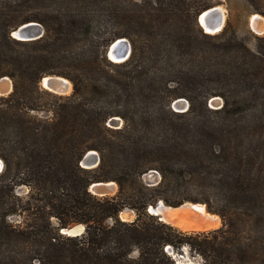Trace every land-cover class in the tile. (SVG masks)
<instances>
[{
    "label": "trees",
    "instance_id": "trees-1",
    "mask_svg": "<svg viewBox=\"0 0 264 264\" xmlns=\"http://www.w3.org/2000/svg\"><path fill=\"white\" fill-rule=\"evenodd\" d=\"M137 6L0 0V77L13 81L0 102V264H180L185 248L204 264H264V113H235L233 94L260 87L262 57L227 29L204 32L199 7ZM110 18L118 21L108 31ZM31 21L44 26L41 38L11 36ZM120 37L132 52L117 63L107 52ZM46 75L68 78L72 94L43 89ZM213 96L220 109L209 107ZM183 97L190 108L179 113L172 103ZM41 109L53 113H33ZM90 150L101 161L87 169ZM151 170L161 175L155 185L143 179ZM110 180L115 195L89 190ZM159 200L205 203L223 224L183 231L148 212ZM124 208L137 218L122 220ZM75 224L85 232L61 233Z\"/></svg>",
    "mask_w": 264,
    "mask_h": 264
},
{
    "label": "rangeland",
    "instance_id": "rangeland-1",
    "mask_svg": "<svg viewBox=\"0 0 264 264\" xmlns=\"http://www.w3.org/2000/svg\"><path fill=\"white\" fill-rule=\"evenodd\" d=\"M118 1H121L123 4H126L128 6L127 8L129 11H131V12L137 11L138 12L140 10V7L137 6V3L143 2L144 4H149V3L153 2L154 0H118ZM158 1H160L164 5H168V4L179 5L181 8L189 9V11H191V9L197 8V7H199L201 9V12L207 8L215 7V6H218L219 8L220 7L223 8L224 13H225V22H224V27L220 32H222L224 29H227L229 31V33H228L229 36L230 35L232 36L234 33H236V35L238 36V39L241 40L242 42H244V44L246 45V47L249 50H251L254 53L259 54L262 57V61H260V62H262L263 67H264V40H263L264 39V31L257 32L255 30H253V28L251 26V19L253 18V16H255L257 14L261 16V20H262L261 23H262V25H264V0H158ZM198 16H197V18H198ZM119 20H120V18H119ZM117 21L118 20H115V21L112 20V18L109 19L108 25H107L108 31L110 29H113L114 27H116ZM192 21H193V17H189L188 18V23H189L188 25L190 26V28L193 31L194 30V28H193L194 24ZM198 24L204 30V28L200 25L199 21H198ZM131 28H132V26H131ZM130 30H132V29H130ZM204 32H206V31L204 30ZM220 32H218V33H220ZM216 33H214V34H216ZM124 38H126V37H124ZM243 58L244 57H241V60ZM248 58H250V57L248 56ZM246 60L247 59H245V61ZM10 85H11V81H10ZM40 86L43 89L48 90L47 88H45L42 85L41 81H40ZM256 86L257 87L260 86V87H258L257 90L252 89V91H253L252 94H247L246 91H244L243 87L241 89H239V91H236V90L233 91L234 98H236L237 102H238L237 104L234 105L235 113H240L241 114L240 116L244 117V115H247L248 113H254L255 107L257 105L259 107V113H264V104H263L264 103V73L259 75L258 83ZM73 89H74L73 84L71 82V88L68 91H65L66 93L56 94L52 91L51 92L56 94V95L67 96V95L72 94ZM48 91H50V90H48ZM7 95L8 94H1L0 93V102L2 101V96H7ZM216 97H218L219 100H216L213 103V105H211L209 103V107L212 109H220L224 104V99L222 97H220V96H216ZM184 99L186 100V103L189 105V108H190V102L186 98H184ZM42 101H48V98L43 97ZM158 103H159V99H158ZM160 112L163 113L162 109H160ZM184 112H186V111H184ZM33 113L40 116V117H48V116H51V113H53V112L48 111L46 109H41L38 111H34ZM179 113H181V112H179ZM197 113H212V112L205 111L201 107H199L197 109ZM121 123H122V121H120V120L110 121L111 126L115 127V128L119 127L121 125ZM261 123H264V116L262 118ZM263 128H264V124H263ZM0 159H2V158L0 157ZM152 171H155V170H152ZM147 173H145V174H147ZM145 174L143 175L144 180H145ZM159 176L161 177V175L159 173L154 174L151 179L153 181H155L159 178ZM28 190H29L28 187H23L20 190V194L26 195ZM117 192H118V189H117ZM200 203H202V202H200ZM203 204H205V203H203ZM206 208H207V206H206ZM210 213L214 214V215H218V214L213 213V212H210ZM218 216L220 217L219 223L210 229L219 228L222 226V224H223L222 218L220 215H218ZM177 259H178V262L180 264H187V263H189V264H200V263H203L200 257H198L197 255L191 254L187 248H185L183 250V254H178Z\"/></svg>",
    "mask_w": 264,
    "mask_h": 264
},
{
    "label": "water",
    "instance_id": "water-1",
    "mask_svg": "<svg viewBox=\"0 0 264 264\" xmlns=\"http://www.w3.org/2000/svg\"><path fill=\"white\" fill-rule=\"evenodd\" d=\"M198 21L205 31L207 30L206 27H209L216 32H220L224 27V23L222 20V11L218 6L210 7L200 12L198 16ZM44 34H45L44 26L41 23L35 22V21L24 23L14 28L11 31V36L21 41L36 40V39L41 38ZM211 34H214V33H211ZM131 52H132V47L128 39L124 37H120V38H117L114 42H112V44L108 48L107 53H108L109 58L112 61L119 63V62L126 61L130 57ZM45 77L48 78L47 81H44ZM64 78L65 77L59 76V75H46L42 78L41 83L45 88H47L48 90L56 94H64L66 93L64 90V84L66 82ZM4 79H9L11 81V88L9 90L3 81ZM12 90H13V82L11 78L9 76L0 77V93L10 94ZM216 100H219L218 97L213 96L212 98H210L209 103L213 105V103ZM172 107L177 112H184V111H187V109L189 108V105L186 103V100L184 98H177L173 101ZM113 120H119V117H113L110 121H113ZM100 161H101V158H100L99 153L95 150H90L82 158L81 165L84 168L92 169V168L97 167L100 164ZM3 169H4V161L0 159V173L3 171ZM154 174H158V172L156 170L155 171L151 170L147 174H145V181L148 185H155L161 180V177L159 176L157 180L153 181L151 178L153 177ZM117 189H118L117 183L111 180L93 182L89 187V190L93 194L98 195V196L115 195L117 193ZM185 204L190 205V210L192 212V215H194L193 218L195 222L202 226H205L207 222L204 221V219L196 212L195 205L202 204L205 207L206 205L203 203L187 201L181 204L180 206L185 205ZM180 206H176L175 208L180 207ZM162 207H173V206H169L165 204L163 200H159L156 202V204L149 205L148 212H150V214L152 215L157 216L161 221L168 223L167 221H165V218L162 215V211H161ZM119 217L124 221H133L137 218V214L134 209L124 208L119 213ZM209 230H212V229L200 230V231L193 230V231H187V232H203V231H209ZM84 232H85V226L83 224H75L68 228H61V233L68 235V236H78V235L83 234ZM174 256L176 255L174 254Z\"/></svg>",
    "mask_w": 264,
    "mask_h": 264
},
{
    "label": "bare ground",
    "instance_id": "bare-ground-1",
    "mask_svg": "<svg viewBox=\"0 0 264 264\" xmlns=\"http://www.w3.org/2000/svg\"><path fill=\"white\" fill-rule=\"evenodd\" d=\"M222 11V20L223 23L225 22V13H224V9L221 8ZM261 16L260 15H255L253 16V18L251 19V26L253 28V30L257 31V32H262L264 31V25H262L261 23ZM206 31L209 33H216V31H214L213 29L206 27ZM218 33V32H217ZM47 77H45L44 81H47ZM66 81L64 84V90L68 91L71 88V82L68 79H65ZM4 83L6 84V87L8 88V90L11 88L10 85V80L9 79H4ZM46 84V82H45ZM195 209L196 212L204 219V221L207 222V224L205 226H202L198 223L195 222L192 212L190 210V205L189 204H185L182 205L180 207H162L161 211H162V215L165 218V221H167L168 223L178 227L179 229H182L184 231H200V230H207L210 228H213L214 226H216L219 221H220V217L218 215H214L211 214L208 209H206V207L202 204H197L195 205ZM132 213V212H131ZM202 264V263H200Z\"/></svg>",
    "mask_w": 264,
    "mask_h": 264
}]
</instances>
